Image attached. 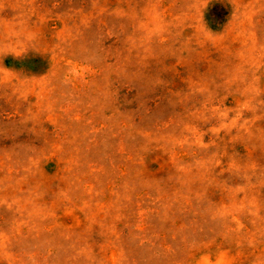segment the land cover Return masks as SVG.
<instances>
[{
	"label": "rangeland",
	"instance_id": "1",
	"mask_svg": "<svg viewBox=\"0 0 264 264\" xmlns=\"http://www.w3.org/2000/svg\"><path fill=\"white\" fill-rule=\"evenodd\" d=\"M0 264H264V0H0Z\"/></svg>",
	"mask_w": 264,
	"mask_h": 264
},
{
	"label": "trees",
	"instance_id": "2",
	"mask_svg": "<svg viewBox=\"0 0 264 264\" xmlns=\"http://www.w3.org/2000/svg\"><path fill=\"white\" fill-rule=\"evenodd\" d=\"M219 5H220L219 3H216V4H215V6H219ZM222 9L224 10V12L222 13V15H221L218 11H216V15H217L218 17L220 16V17H221V20H222V22H223V20H224V19H223V15L228 13V9H227V11H226V7H223ZM208 20H209V24H211V26H212V25H213V23H212V22H213V21H212L213 19H212V17H210V15L208 16Z\"/></svg>",
	"mask_w": 264,
	"mask_h": 264
}]
</instances>
